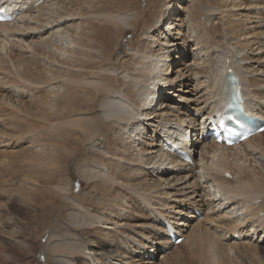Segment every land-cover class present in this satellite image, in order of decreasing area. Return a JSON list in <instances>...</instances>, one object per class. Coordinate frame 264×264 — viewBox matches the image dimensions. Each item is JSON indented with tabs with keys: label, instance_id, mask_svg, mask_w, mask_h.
Instances as JSON below:
<instances>
[{
	"label": "bare ground",
	"instance_id": "obj_1",
	"mask_svg": "<svg viewBox=\"0 0 264 264\" xmlns=\"http://www.w3.org/2000/svg\"><path fill=\"white\" fill-rule=\"evenodd\" d=\"M38 1L0 0V10L13 17L11 22H0V28L7 29L2 36L8 40L23 42L25 46L22 45L18 52L25 47L27 48L23 51L34 50L33 58H24L23 54L20 56L18 53L13 54L14 60L19 66L27 64L31 67L25 69V66H22L26 71H30L38 85H47L57 97L55 102L59 101L60 94H71L69 100L75 101V94L70 90L64 91L65 86L62 83L59 90L55 86L56 82H63L73 76L92 80L93 83L87 81V84H92L97 90L106 93L98 113L89 110L82 113L81 118L77 120L88 136L96 141L92 140L88 144L87 151L99 150L107 158L106 162L102 163L85 159L78 166V174L92 185L79 192V199L64 197L63 203L67 204L72 200L77 205L75 215L74 212L68 213L76 224L73 227L62 224L61 228L65 227V230L49 229L47 245L38 252L40 259L46 261H40L38 264H48V261L57 264H161L162 260L170 258L172 250L179 248L170 245L168 227L174 228L179 236L185 238L182 243H190L195 237L203 235L200 233L204 228L201 221L192 220L198 218L193 207L206 212L204 220L216 223L218 219L228 221L226 216H229L230 212L234 214L238 209L234 206L235 201H240L245 209L241 214L233 215L234 225L230 227L229 232L238 233L239 236L244 234V238H250L249 241L254 242L261 235L262 238L257 241L261 242L259 247L264 249V142L259 144L260 146L253 144L264 137V132L230 147L218 143L212 132V122L225 114L232 95L227 73L229 69L240 79L245 110L252 117L264 120V0H249L247 5L241 2L243 0H227V4L225 0H211V5L202 6L199 11H206L208 23L212 24V33L216 34L213 33L215 37L211 40L204 39L202 35L196 36L194 45L197 50L201 49L202 53L197 52L200 57L194 58L195 61L192 60L190 65L186 61H175L177 58L179 60L178 55L182 56L183 49L187 48L190 41L185 33L182 34L181 29L185 26V21L181 18L182 5L177 1L170 0L166 4V0H158L159 5L151 20H144L145 14L138 15L136 12L107 15V18L125 22L135 30L134 46L130 49L126 70H120L110 63L107 64V69L101 66L102 60L109 52L101 48L103 44H89L98 36L97 26L89 28L94 34L93 37H88L83 30L74 28L80 24H75L76 20L87 19L86 15L91 14L96 0H67L68 5H61L55 0H50V3H46L49 0H43L36 5ZM148 1V7L150 5L153 8L156 0ZM167 5H170L169 10L164 13ZM234 8L247 10V14L242 13L241 18L238 14L231 16L228 12ZM253 8L255 15L248 13V10ZM48 9L54 10L50 17V14H47ZM87 10L88 13H84ZM55 12L66 14V31L71 33V36H68L69 46L61 48L64 50H60L61 53L64 52L61 56L57 52L60 48H49L51 37L38 38L40 29L47 31L38 26L46 21L50 23ZM153 28L155 31L151 32ZM36 33L38 37L35 36ZM5 41L3 50L7 46ZM19 44L21 45L20 42ZM224 45L226 49L229 48V54L223 50ZM3 50L1 51L5 52ZM41 57L46 59L47 63L53 60L58 62L61 70H67L66 74L53 71L50 66L52 64L42 67ZM7 60L6 56L3 61ZM97 60L98 69L102 72L108 70L109 73L90 74L86 72L84 65L81 66L82 62ZM68 62L77 67H71ZM174 62L178 67L173 65ZM182 64L184 66H181ZM4 65L2 64L3 70ZM13 71L11 70V73ZM74 90L76 94L84 92L83 89ZM86 92L88 93V90ZM39 104L41 105L40 102ZM88 114L89 116H86ZM137 123L138 125H135ZM199 146L202 148L197 153ZM185 151L191 160L183 158L182 152ZM61 153L56 145H52L51 155L47 156L53 164L52 177L48 181L44 180V184L51 183L63 168L60 166ZM105 167L107 172L101 170ZM37 168L31 166L29 171L33 169L32 172H35ZM38 171L36 173H44L42 169ZM227 173H230L231 177H227ZM99 184H102L103 189H108L107 185H121V188L126 190L124 197L102 198L110 208L101 210L90 203L95 198L92 194L93 188ZM97 191L95 190L96 193ZM170 200L174 201L173 205ZM157 203L161 207L156 206ZM231 206L234 207L227 210ZM189 208H192V211L188 212ZM148 217L150 222H146ZM127 218L139 221L133 224L123 222ZM2 219L5 220L4 217ZM6 222L7 226L12 223L10 219ZM25 226L24 229H27ZM95 227L105 232H102L104 240H100L96 245H87L80 229L86 231V228ZM214 229L206 227L205 231L210 239L213 261L211 263L219 264V256L226 250V246L221 242L224 235H220L218 228ZM117 234L119 236L115 238V243L114 237ZM70 236L71 240L68 238ZM232 238L228 235L225 239ZM22 244L27 249L26 252L34 249L31 244ZM160 244L170 248V254L160 253L161 262L151 260L152 256L157 257L156 252ZM230 245L229 249L236 253L237 242L233 241ZM3 246L6 247V244Z\"/></svg>",
	"mask_w": 264,
	"mask_h": 264
},
{
	"label": "rangeland",
	"instance_id": "obj_2",
	"mask_svg": "<svg viewBox=\"0 0 264 264\" xmlns=\"http://www.w3.org/2000/svg\"><path fill=\"white\" fill-rule=\"evenodd\" d=\"M42 1L43 0H39L36 5H39L38 3H42ZM175 1L182 5V8L180 9L182 13L181 18H183L185 21V28L182 27L181 29L182 34L185 33L190 38V41L188 42L189 44H187V48L183 49L182 56L178 55L179 60L177 58L175 61H186L190 65V63L192 64V62L195 61L196 58L200 57L197 56V52L198 54H200L201 49L197 50V47L194 45V43L196 44V42H193L196 36L198 37L202 35L204 39L211 40L215 37L216 34L215 32H213L215 33L213 36V29L211 26L212 24L208 23V16H205L206 11H203L204 13L202 11H199L202 6L211 5V0ZM247 1L249 0H243L241 2L246 4L248 3ZM55 2H58L61 5H68L66 4V2H68L67 0H55ZM155 2L156 3L152 8L150 5L148 7V0H96V2H94L95 6L91 8V14L86 15L87 19L83 18L82 20H76L75 24L80 23L79 25L81 26L79 27L78 25L74 28H76V30H83V33L88 37H93L94 34L89 31V28H91L92 26H97L99 28L97 30L98 36L96 39H94L95 41L93 40L94 42H90L89 44H96L98 46L99 44H101L100 46H102L103 44L104 46H102L101 48H104L105 50H107V52H109V55L105 56L104 60H102L103 63L101 64V66L103 67V69H107V64L110 63L120 70H126L128 58L130 55V49L132 48V46H134L133 37H135V30L125 22L115 20L113 18H107V15H114L116 13L121 14L120 12H136L138 15H142V13L145 14L144 20H151L153 18L152 16H154L153 13L159 5L158 0H156ZM165 2L166 4H168L170 0H166ZM46 3H50V0ZM225 4H227V0H225ZM241 4L242 3H240V5ZM235 5L237 6V3H235ZM119 6H121V8ZM145 7L147 8L145 9ZM169 7L170 5L165 6L164 13L168 12ZM254 9L255 8L248 10V13L251 12L255 15L256 11H254ZM235 10L236 8L229 11L228 14H231V16H233L234 14H238L240 18L242 13L247 14V10ZM52 11L54 10L48 9L47 14H50ZM58 12H55L54 17L51 19L50 23L49 21H46L43 24L44 26H38L39 28L42 27L44 29H47V31H41L40 29L39 37L37 33L35 36H37L38 38L47 37V39L51 37L49 48L54 50V46H57L58 48H60L57 51L59 52L58 55L61 56L62 53H64H61V51H64L62 49L69 46L70 38H68V36H71V33L69 34L68 31H66V14H59ZM198 12L200 13L198 14ZM84 13L87 14L88 10ZM51 15L52 14H50L49 17ZM96 15H98V18L95 19ZM202 17H204V20L201 22ZM86 20H88L89 22H87ZM69 24H71V22ZM214 26H217V24H214ZM202 27L205 28L203 29ZM5 30L7 29L0 28V264H35V261H37L36 264H38V262L40 261H46L44 259H40V255H38V252L45 245H47L46 241L48 238L49 229L54 228V230L56 231L65 230V227L61 228L63 227L61 226L62 224L67 227H73V225L76 224L73 223L74 218H71L68 213L74 212L73 215H75L77 213V205L72 200L67 204L63 203L64 197L68 198L69 196L73 199H79V197H81L79 195V192L85 189L87 190L88 187H91L90 185H92L78 174V166L83 163L85 159H93L99 161L100 163L106 162V156L99 150H93L90 152L87 151L88 144L92 140H94V142L96 141L95 139H92L88 136V133L83 130L84 127L81 126L79 124V120H77L80 119V115L82 116V113H86V111L91 110L93 112L96 111L95 114L98 113L100 110V103L105 96L104 94L106 93L97 90V87L93 86L92 84H87V81L89 80L86 77L83 80L81 77L73 76L67 78L66 80H63V82H56L55 86L59 90V85L62 83V85L65 86L64 91H71V93L75 94L73 95L76 97L75 101L69 100L71 94H60V96H58L59 101L55 102V99L57 97L55 96V94L51 93L47 85H38L31 76L30 71L25 70L26 67H28L27 64L19 66L18 63L14 60L13 56L18 53V55L20 56L21 54H23L24 58H29V56L30 58H33L32 52H34V50H32V52L28 50L23 51L25 50V48H27L25 47L18 52V49L25 45L22 44L23 42L21 41L5 39L4 36H2ZM57 30L60 31L57 32ZM154 31L155 29L153 28L151 32ZM207 31L209 32V34ZM4 39L7 41V46L3 50L5 41ZM97 40L102 43H98ZM19 42L21 43V45L19 44ZM15 45L17 48L15 47ZM223 47V50H225V52L229 54V48L227 47L228 49H226L225 45ZM36 49L38 50V48ZM188 49H191V51H188ZM1 50L5 52H2ZM103 53L105 55V52ZM6 56L8 62L3 61L4 59H6ZM203 59L205 60V56H203ZM41 60L40 64H42V67H45L48 64H52L50 66L53 71L62 72V75L66 74L65 71L67 70H61V65L58 62L53 60L54 63L53 61L47 63L46 59H44L43 57H41ZM13 61L16 63V65H18L17 67L16 65H14ZM98 61L99 60L91 61L89 63L82 62L81 66L84 65L83 67L86 68V72L90 74H106L108 70L102 72V70L100 71V69H98V64L96 63ZM10 62H12L13 64H10ZM176 62L173 63L175 67L177 65H175ZM68 63H70L71 65ZM68 63L67 65L74 67L72 66L71 62ZM2 64H6V66L4 65L5 69L8 66L13 69L8 67L7 71L5 69L3 70ZM22 66H25V69ZM181 66L184 65L182 64ZM93 67H95V69H93ZM124 67L125 69H122ZM20 68H22V70ZM11 70L14 71L11 73ZM90 81V83H93L92 80ZM70 87L72 89H70ZM73 88L83 89L84 92H79L76 94L74 93L75 90ZM87 90L88 93L86 92ZM128 97L132 98L131 96ZM93 98L95 100H92ZM29 102H31V104ZM39 102L41 103V105L39 104ZM27 104H29L30 107L27 106ZM38 104L39 106H36ZM37 107H39L40 110H38ZM53 111L56 113H52ZM86 116H89V114ZM69 118H74L75 120L70 121ZM135 125H138V123ZM138 131L141 132V129H139ZM262 142H264V137L253 142V144L255 146H260ZM52 145H56L59 153L62 152L60 154V156H62V164L60 166L63 168L59 171L57 176H54V180L46 185L43 183V181L46 179L48 181L52 177L51 173L53 164L47 158V156L51 155ZM201 148L202 146H199L197 148V153ZM35 153L36 155H33ZM57 154L58 153H56V155ZM31 166L39 168H37L35 172H32L33 169L29 171ZM40 169H42L44 173H36ZM101 170L107 172L108 169L105 167L101 168ZM103 188L104 187L102 186V184H99L97 187L93 188L92 194L95 198L90 202L94 206L99 207L101 210L110 208V205L105 204V201H103L102 198L106 199L109 197H124V193L126 191L125 188H121V185H107L108 189ZM95 190H98L97 193L95 192ZM30 191H32V194H30ZM170 201V204L173 205L174 201ZM157 204L156 206L161 207L160 204V206ZM234 206L238 208V211L236 210L235 212H233L234 214H241L243 209H245L240 204V201L239 203L238 201H235ZM234 206L228 207L227 210H230L229 208H232ZM193 208L195 212L196 207ZM191 209L192 208H189L188 212L192 211ZM168 211H170V209ZM205 213L206 212H204L203 210L202 212L200 211V213L197 212L198 218L192 219L195 222L201 221L203 223L204 228L200 233V235L203 234L201 237H195L194 240H192L190 243L181 242L176 245L179 246V248L172 251L170 248H166L165 246L160 244L159 249L156 252L157 257L152 256L153 258L151 260L161 262L159 260V257H161L160 253L170 254L171 251L170 258H168L167 260H162L163 263L161 262V264H213L211 263L213 261L212 255L210 254V239L207 232L205 231L206 227H212L215 228L214 230L218 228V232L221 233L220 235H224L221 242L226 246V250L224 249L221 256H219L221 264H264V249L259 247L261 242H258L262 238L261 235L257 237L258 241L256 240L254 242L253 240L249 241L250 238H244V234H241L239 236L238 233L232 234L231 232H229V230L231 229L230 227L234 225V214H232V212H230L229 216H226L228 221H225V219L224 221H220V219H218V221L216 222L217 224L204 220ZM4 214L6 217L4 216ZM2 217H4L5 220H3ZM10 217H12V219ZM9 219L12 221V223H8L9 226H7L6 220L8 221ZM138 221L139 219L127 218L123 222L133 224ZM56 222H58L59 224H57ZM146 222H150V217H148V220ZM22 224H24V226L27 225L25 226V228L27 229H24V226ZM88 228H86V231L80 229V233L85 236L84 239L85 243H88L87 245H96L100 240H104L103 233L105 232H103L102 229L96 227L91 229ZM21 229L25 232H22ZM246 229L247 228H245L244 230L246 231ZM228 235L233 238L225 239ZM118 236L119 235L117 234L114 237L115 243V238ZM71 237L72 236L68 238H70L71 240ZM109 238L111 240V235L109 236ZM82 239L83 238H81V241ZM91 239H93V241ZM233 241L237 242V248H239H236V253L229 249L231 247L230 244L233 243ZM22 243H28V245L31 244L34 246V249L26 252L27 249L23 246ZM3 244H6V247L3 246ZM170 245L173 246L174 244L172 243ZM123 248L125 247H122V249ZM51 263V261H48V264ZM52 264L57 263L53 262Z\"/></svg>",
	"mask_w": 264,
	"mask_h": 264
}]
</instances>
